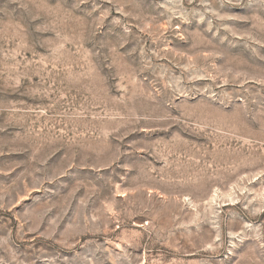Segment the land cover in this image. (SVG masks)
<instances>
[{
  "label": "rangeland",
  "instance_id": "rangeland-1",
  "mask_svg": "<svg viewBox=\"0 0 264 264\" xmlns=\"http://www.w3.org/2000/svg\"><path fill=\"white\" fill-rule=\"evenodd\" d=\"M0 264H264V0H0Z\"/></svg>",
  "mask_w": 264,
  "mask_h": 264
}]
</instances>
